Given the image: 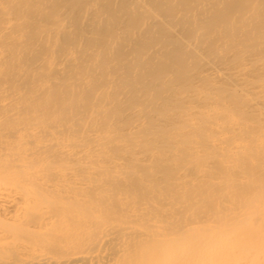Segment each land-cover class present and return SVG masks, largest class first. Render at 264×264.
<instances>
[{
  "label": "bare ground",
  "instance_id": "obj_1",
  "mask_svg": "<svg viewBox=\"0 0 264 264\" xmlns=\"http://www.w3.org/2000/svg\"><path fill=\"white\" fill-rule=\"evenodd\" d=\"M255 136L264 0H0V264L249 261Z\"/></svg>",
  "mask_w": 264,
  "mask_h": 264
},
{
  "label": "rangeland",
  "instance_id": "obj_2",
  "mask_svg": "<svg viewBox=\"0 0 264 264\" xmlns=\"http://www.w3.org/2000/svg\"><path fill=\"white\" fill-rule=\"evenodd\" d=\"M186 107H188L189 108V106L187 105ZM199 116H197L196 114H193V116L191 115V117L189 116L188 117V119L190 118V122L192 123V120H191V118L192 119H194L195 118V120L196 119H200V114H198ZM175 118H177V116L175 115L174 116ZM194 121V120H193ZM197 121H199L200 122V120H197ZM226 123L228 122V120H226L225 121ZM183 124H175L173 127H168V128H162V127H160V130L163 132L162 134H167L168 135V137H172V136H174V135H178V133H182L183 131H184V126H182ZM147 126L149 127V128H152V132L154 131V130H157L158 129V126H154V128H153V125H150V124H147ZM165 126V125H164ZM163 126V127H164ZM195 126H197V125H195ZM199 126H201V125H198V127H196V129L197 130H199L200 129V127ZM194 127V126H193ZM195 128V127H194ZM154 129V130H153ZM171 135V136H170ZM256 137L257 136H255V139H253V140H251V143L249 144V143H247V142H243L242 144H241V146L242 147H246V145L248 146H254L253 147V153L255 154V155H258L259 157H261V156H264V137H257V139H256ZM191 138V137H190ZM198 138H200V137H192L191 139H195V142H192V141H194V140H192L191 142L192 143H190L189 141H186V145H185V147L183 148V149H186L187 147L186 146H191V147H193L194 148V150L193 151H195V152H197V157H196V161L195 160H190V162L192 163V164H197V165H199V168H200V170H203V171H205V169L207 170L208 168H210V166H209V163L210 162H212L213 161V159L214 158H216V160L214 159V161L216 162H218L219 161V163H220V161H224L225 160V158L224 157H227V155L224 153V154H216V152L215 151H210V152H214L213 154H215V155H213L214 157H213V159H208V157H209V155H207L208 154V150L207 149H204L203 148V145H201L202 144V142L198 139ZM258 141V142H257ZM196 143H200V144H196ZM255 143V144H254ZM252 144V145H251ZM254 144V145H253ZM245 145V146H244ZM259 145V146H258ZM202 146V147H201ZM201 147V148H200ZM198 148V149H197ZM183 149H180L179 148V151H181V150H183ZM244 149V148H243ZM240 150L239 152H245V150ZM247 149V148H246ZM237 149H233L232 151L233 152H235V153H237V151H236ZM258 150V151H257ZM257 151V152H256ZM261 152H263V153H261ZM199 153V154H198ZM204 154H206V155H204ZM208 156V157H207ZM222 156H224V157H222ZM199 159V160H198ZM200 159H201V161H200ZM197 161H198V163H197ZM200 161V162H199ZM190 165V166H195V164L194 165ZM202 164V165H201ZM196 165V166H197ZM206 165H208V166H206ZM203 167V168H202ZM220 175H216V177H214L215 179H212V181L216 184H225L226 182L224 181V180H221L222 179V177L220 178L219 177ZM218 178H220V179H218ZM219 180V181H218ZM216 181V182H215ZM241 181H245L244 179L243 180H241ZM225 182V183H224ZM231 202V201H230ZM256 202H253V204H255ZM257 204V203H256ZM226 205L227 206H231V205H235L234 204V202H231V203H226ZM257 209V208H256ZM237 212L240 214V213H242V210L241 209H238L237 210ZM241 215H244V214H241ZM243 217H245L246 219H244ZM243 217H239L238 218V221L239 222H242V219H244V221H245V223H247V224H249V226H250V229L253 231V233H250V234H252V235H249V237L252 239L251 241L252 242H250V240L248 239V236L247 237H244L243 239H246V240H243L242 242H240L241 244H244V243H253V254H252V257L249 259V261H246V260H244L245 258H242V257H240V259L238 260V261H241V259L243 260V262L242 263H249V264H264V247H262L263 245H264V203L263 204H259V207H258V210H256L255 211V213L253 212V216H243ZM251 219H252V221H251ZM251 222V223H250ZM259 225H260V227H259ZM263 229V230H262ZM260 234H259V233ZM249 233V232H248ZM254 233H255V235H254ZM259 234V235H258ZM254 236H256L255 238H253ZM258 240L260 241V242H258ZM263 241V242H262ZM260 244H261V247H259L260 246ZM244 246H245V244H244ZM263 251V252H262ZM255 254V255H254ZM253 256H255V257H253ZM254 258V259H253ZM259 261H258V260ZM237 260H235L236 262H234V263H241V262H238ZM231 263V262H230Z\"/></svg>",
  "mask_w": 264,
  "mask_h": 264
}]
</instances>
